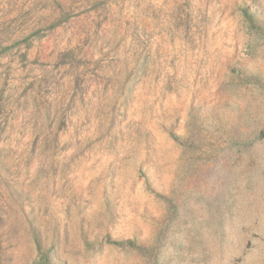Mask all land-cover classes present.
<instances>
[{
	"label": "rangeland",
	"instance_id": "obj_1",
	"mask_svg": "<svg viewBox=\"0 0 264 264\" xmlns=\"http://www.w3.org/2000/svg\"><path fill=\"white\" fill-rule=\"evenodd\" d=\"M0 264H264V0H0Z\"/></svg>",
	"mask_w": 264,
	"mask_h": 264
}]
</instances>
